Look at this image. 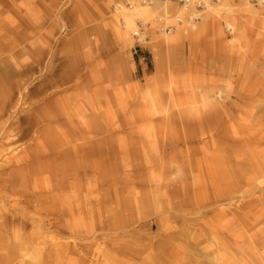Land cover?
<instances>
[{
  "label": "rangeland",
  "instance_id": "rangeland-1",
  "mask_svg": "<svg viewBox=\"0 0 264 264\" xmlns=\"http://www.w3.org/2000/svg\"><path fill=\"white\" fill-rule=\"evenodd\" d=\"M137 4L0 0V145L8 146L0 171L7 158L24 164L37 141L70 140L69 117L90 127H81L76 149L84 167L90 143L96 167L95 177L61 193L64 205L78 210L72 231L70 216L53 225V217L33 212L23 223L31 204L0 187V264H205L212 249L221 264H254L249 234L264 230V170L256 172L264 168V109L239 108L229 96L262 78L264 9L220 0L196 24L138 19L145 39L131 31L130 48L119 13ZM167 164L174 169L166 182ZM49 178L45 173L39 189L32 187L41 197ZM167 185L173 195L163 198ZM188 197L196 214L166 210L168 201ZM113 217L128 224L109 228ZM148 235H160V243L140 241ZM186 245L190 253L178 251Z\"/></svg>",
  "mask_w": 264,
  "mask_h": 264
},
{
  "label": "bare ground",
  "instance_id": "bare-ground-1",
  "mask_svg": "<svg viewBox=\"0 0 264 264\" xmlns=\"http://www.w3.org/2000/svg\"><path fill=\"white\" fill-rule=\"evenodd\" d=\"M203 5H205V10L203 12L197 11V8L194 6H191L189 8L187 7H181L177 3L173 1H154V0H138L137 6L133 8H122L121 13H119L120 17L124 19L127 27V36L130 39V48H133L132 36L130 35V32L133 31L134 35H139L141 37V40L144 41V36H142L136 28L137 26V20L140 19L141 21H149L153 20L156 21L158 18L162 17L160 21H163L164 24L168 23H175V25H182L183 23H190V24H196L198 23L202 17L205 11L210 7L212 4H215L217 2H213L212 0H201L200 1ZM193 5V4H192ZM261 6L264 9V0L261 1L258 5ZM182 11L184 13L183 16H178L175 20H172L173 12H180ZM117 16L116 22H120V17ZM168 22V23H167ZM121 25H123L122 21L120 22ZM168 27L162 28L163 31L169 32L170 29H173L174 26L167 25ZM119 28V25H118ZM186 30V29H185ZM132 43V44H131ZM155 63L158 66L159 58L156 57ZM236 91L231 92L229 98L231 100H234L235 104L238 103V106L240 108V105H248L252 109H264V73L262 74V78L260 81L258 79L256 80L255 84L253 80L249 81L247 84H239L236 87ZM228 98V97H227ZM232 104V109H236V106L233 102H230ZM57 104V103H55ZM229 104V103H228ZM264 117V115L262 116ZM264 119V118H263ZM33 122L30 121L28 123V127L23 132V136L29 135L28 130H30L33 127ZM69 128V135L70 140L64 141L62 138L57 141H49L44 140L38 141L34 144V148L31 149L30 155L25 159L26 162L24 164L15 165L13 164L12 160L10 158H7L4 162V167L7 170L0 171V187L1 186H7L10 187L12 190H17L18 195H22L26 200V203L28 205L31 204L32 213L30 212L27 215H22V222L23 223H29L30 220L27 218L28 215H32L33 212L38 214H44L46 216H51L55 219V223L61 224L62 219L65 216H70L71 221L68 222V228L69 230H75L76 229V223H75V217L77 216L78 210L76 211L75 206L70 203V205L66 206L64 205L65 202H62L60 200L61 193L65 189H72L76 191L79 187V182H81L82 177H89L92 179V177H95L96 174V167L93 163L89 162L88 158H91L93 152H92V145L89 143L88 151H84L85 153V166L81 167V157L79 151L76 149V139L80 134L81 127L84 128L83 132H89L91 129L89 126L85 127L80 125L78 122H76L75 117H69V124L66 125ZM0 130H1V123H0ZM264 133V129L261 130ZM92 143V142H91ZM8 148L6 143H1L0 145V153L2 154L5 149ZM163 170V181H168L169 177L171 176L174 166L167 164ZM177 169H181V167L176 166ZM264 168H259L256 172L257 173H263ZM6 171V172H5ZM109 171V168H105L104 172ZM162 170L155 169V172H160ZM5 172V173H4ZM45 173H50V178L47 179L49 187L44 191V196H42L41 192H36L35 188L37 187L39 189V182L41 177ZM184 175V173H183ZM183 182V181H182ZM184 183V182H183ZM34 185V186H33ZM170 185L165 186V189L162 193V197L166 196L170 193L172 189L169 188ZM256 188L255 185L252 186V189ZM165 192V193H164ZM47 194V197H46ZM173 195V194H172ZM164 198V197H163ZM193 201V198L188 197L187 200H184L182 203H169L167 202V211L170 210H177L182 211L186 214V212L193 211L195 214L197 213L196 209L188 210V203ZM196 202H199L198 200H195ZM67 203V202H66ZM137 208L141 209L140 202H137ZM152 203L150 202L148 206L150 207ZM89 209H90V215H92L93 210V203L89 202ZM118 216H121V214H118ZM233 221L240 224L242 219L239 215H232ZM255 216V215H254ZM257 216V215H256ZM255 216V217H256ZM247 219H249L251 216H246ZM261 221H264L263 219H260ZM124 220H118L116 221V218L113 217L110 219V222L108 224L109 228H118L121 225H125L126 222ZM32 225H34L33 222H31ZM0 228H6L4 227V224L0 223ZM145 228L151 229L154 228V224L151 223L147 225ZM173 231V230H172ZM182 232V231H181ZM189 232L192 233V231L189 230V228L185 227V230L183 231V234L186 233L187 236L189 235ZM249 233V232H248ZM175 234V233H173ZM159 236L153 237L152 235L144 236L140 238V241L144 242L147 246H154L155 244L160 243V239L155 241V238H158ZM196 237L195 239H197ZM250 242L253 245H249L248 249L251 250V256L252 261L254 264H264V230L261 232L260 237H254V235L249 234ZM18 240L20 241V244L27 245L28 240L21 238ZM257 240V241H256ZM117 243H114L113 245H116ZM189 244V243H187ZM160 246V247H159ZM161 245H158V249L161 248ZM180 249L178 251H184L185 253H190L191 249L189 245H186L185 248L183 246L179 247ZM263 251V252H261ZM219 251L217 249H212L209 252L208 257H205V264H221L219 261V255L217 257V254ZM172 258L179 257V253L177 251L172 253ZM215 257V259H213ZM201 264H203L204 259L200 258L199 260Z\"/></svg>",
  "mask_w": 264,
  "mask_h": 264
},
{
  "label": "built area",
  "instance_id": "built-area-1",
  "mask_svg": "<svg viewBox=\"0 0 264 264\" xmlns=\"http://www.w3.org/2000/svg\"><path fill=\"white\" fill-rule=\"evenodd\" d=\"M154 1H173L175 3H177L179 6L181 7H191L194 6L197 8V11L199 12H203L205 10V5H203L200 1L201 0H154ZM213 2H219L220 0H212ZM250 3L252 4H259L261 1L263 0H248ZM193 4V5H192Z\"/></svg>",
  "mask_w": 264,
  "mask_h": 264
}]
</instances>
